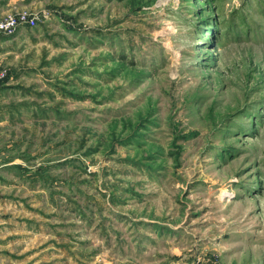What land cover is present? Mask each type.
I'll list each match as a JSON object with an SVG mask.
<instances>
[{
	"label": "rangeland",
	"instance_id": "374dc122",
	"mask_svg": "<svg viewBox=\"0 0 264 264\" xmlns=\"http://www.w3.org/2000/svg\"><path fill=\"white\" fill-rule=\"evenodd\" d=\"M0 264H264V0H0Z\"/></svg>",
	"mask_w": 264,
	"mask_h": 264
},
{
	"label": "built area",
	"instance_id": "2783aa9c",
	"mask_svg": "<svg viewBox=\"0 0 264 264\" xmlns=\"http://www.w3.org/2000/svg\"><path fill=\"white\" fill-rule=\"evenodd\" d=\"M30 22L27 14H23L20 17L11 16L5 19L4 21H0V36H13L16 34L18 29ZM7 77V71L0 70V82L3 81Z\"/></svg>",
	"mask_w": 264,
	"mask_h": 264
}]
</instances>
